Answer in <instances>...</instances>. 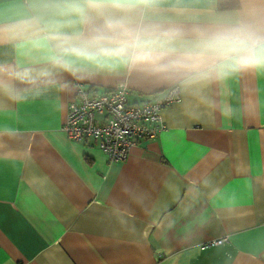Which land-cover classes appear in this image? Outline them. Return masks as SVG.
I'll return each mask as SVG.
<instances>
[{"label":"crops","instance_id":"0c3cea01","mask_svg":"<svg viewBox=\"0 0 264 264\" xmlns=\"http://www.w3.org/2000/svg\"><path fill=\"white\" fill-rule=\"evenodd\" d=\"M238 2L177 0L171 15L201 23ZM22 4L0 0V12ZM16 56L0 47V62ZM119 83L130 101L176 85L65 74L23 100L0 98V264H264V72L177 85L165 128L108 161L94 138L61 126L78 85Z\"/></svg>","mask_w":264,"mask_h":264},{"label":"clouds","instance_id":"9594fccd","mask_svg":"<svg viewBox=\"0 0 264 264\" xmlns=\"http://www.w3.org/2000/svg\"><path fill=\"white\" fill-rule=\"evenodd\" d=\"M177 0H23L0 12V98L71 77L130 73L186 91L242 71L264 72V0H239L201 23L171 15Z\"/></svg>","mask_w":264,"mask_h":264},{"label":"built area","instance_id":"2783aa9c","mask_svg":"<svg viewBox=\"0 0 264 264\" xmlns=\"http://www.w3.org/2000/svg\"><path fill=\"white\" fill-rule=\"evenodd\" d=\"M127 93L124 83L107 89L78 85L67 105L62 130L70 139L94 138L108 161L124 159L132 146L154 138L165 128L160 110L180 97L177 85L166 88L159 97L139 101H130ZM227 240V236L210 239L201 247Z\"/></svg>","mask_w":264,"mask_h":264}]
</instances>
